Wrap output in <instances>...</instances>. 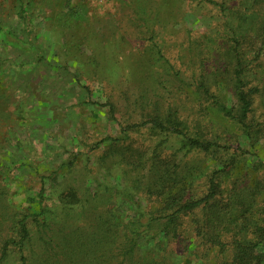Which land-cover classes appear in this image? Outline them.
I'll use <instances>...</instances> for the list:
<instances>
[{"label": "rangeland", "instance_id": "obj_1", "mask_svg": "<svg viewBox=\"0 0 264 264\" xmlns=\"http://www.w3.org/2000/svg\"><path fill=\"white\" fill-rule=\"evenodd\" d=\"M260 35L264 0H0V255L28 241L26 264H111L128 235L141 253L157 243L154 261L222 260L197 235L205 210L177 211L212 176L264 181L222 108L238 112L235 72L259 69ZM9 253L0 264H20Z\"/></svg>", "mask_w": 264, "mask_h": 264}, {"label": "trees", "instance_id": "obj_2", "mask_svg": "<svg viewBox=\"0 0 264 264\" xmlns=\"http://www.w3.org/2000/svg\"><path fill=\"white\" fill-rule=\"evenodd\" d=\"M259 38L261 44H264V35H260ZM257 58L260 59L259 69H256L253 74L249 70L246 71L244 66L238 67L235 72L236 81L230 94L238 106L236 115L232 114L225 105L222 106L227 114L232 115L238 121L248 142L257 145L262 150V155H258L260 164L249 166L250 169L255 168V170L256 168L264 169V66H262L264 53L258 52ZM257 107L262 110L259 114L256 112ZM153 125L162 130H169L163 122L158 120L153 121ZM188 141L201 149H209L211 146L209 142L199 139L188 138ZM226 172H231V170ZM263 198L264 181L261 179L254 180L249 185L242 181L241 185L233 184V186L222 187L221 181L212 176L207 195L199 200L181 204L177 212L185 214L198 209L205 210L197 235L200 234L203 238L213 242L215 246H219L221 254L225 252L222 260H216L212 264H264V206L263 202L261 203L264 201ZM177 212L169 216L167 223H176ZM26 219L24 216L17 222L18 232L25 233L23 238L27 236L29 229ZM161 219L163 218L158 220ZM228 237L231 241H222V238ZM162 238L161 232L154 233V235L147 234L144 246L147 247L149 241H160ZM27 243L28 241H4L1 247L0 262L8 258L12 245H18L20 264H26L24 247ZM156 245L157 243L152 249L145 248L141 253L140 248L142 247L138 246L135 236L127 235L125 241H116L111 264H171L167 256L162 261H154V258L150 257L151 253L156 252ZM220 253L215 259L220 258ZM100 258L101 254L95 256L93 264H103Z\"/></svg>", "mask_w": 264, "mask_h": 264}]
</instances>
